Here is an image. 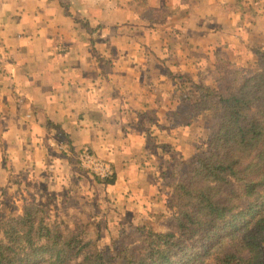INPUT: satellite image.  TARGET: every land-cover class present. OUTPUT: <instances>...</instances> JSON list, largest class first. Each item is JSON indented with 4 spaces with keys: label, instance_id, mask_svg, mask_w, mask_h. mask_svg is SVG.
Instances as JSON below:
<instances>
[{
    "label": "crops",
    "instance_id": "0c3cea01",
    "mask_svg": "<svg viewBox=\"0 0 264 264\" xmlns=\"http://www.w3.org/2000/svg\"><path fill=\"white\" fill-rule=\"evenodd\" d=\"M176 1V11L161 14L164 7L151 0H0V185L8 177L9 190L20 191L38 182L58 199L69 180L72 194L82 190L92 201L98 186L76 158L66 163L46 148L60 134L57 147L67 138L113 167L118 197L159 194L151 189L162 187L158 168L169 142L164 152L160 131L177 106L176 64H198L177 49L201 50L213 38L204 29L209 20L221 26L217 49L227 48L222 29H231V15L251 14L252 22L258 12L252 0ZM239 36L237 48L247 53L264 46Z\"/></svg>",
    "mask_w": 264,
    "mask_h": 264
},
{
    "label": "trees",
    "instance_id": "16d2710c",
    "mask_svg": "<svg viewBox=\"0 0 264 264\" xmlns=\"http://www.w3.org/2000/svg\"><path fill=\"white\" fill-rule=\"evenodd\" d=\"M230 66L221 61L214 85L185 79L188 91L181 88L169 126H161L174 130L201 116L211 120L207 152L188 164V172L177 176L183 161L174 155L158 168L171 188L165 203L175 210L169 231L143 227L137 237L114 242L107 256L87 225L65 234L44 206L25 203L21 215L3 225L0 264H115L114 253L122 264H264V65L247 75L237 69L228 81L222 72Z\"/></svg>",
    "mask_w": 264,
    "mask_h": 264
},
{
    "label": "rangeland",
    "instance_id": "374dc122",
    "mask_svg": "<svg viewBox=\"0 0 264 264\" xmlns=\"http://www.w3.org/2000/svg\"><path fill=\"white\" fill-rule=\"evenodd\" d=\"M134 1L139 2L144 0ZM252 1L254 2V10H257L258 12L264 11V0H261L263 2V7L259 3L260 0ZM151 2H155L159 6L162 5L164 7L157 11L161 14L166 11L174 12L179 7V1L176 0H151ZM200 4L202 8L206 6L205 3ZM146 8H148V6ZM244 9L245 8H243V10ZM253 13L254 16L252 17V22L249 21L251 14L239 13L231 15L232 20L235 18V22L232 24L231 29H222L224 33L222 39L224 40L225 38H228L230 41L227 48H224L223 46L217 49L218 42L220 41L218 38L219 30L217 29L221 28V26L217 25V23H219L218 21L212 22V20H209L206 21V25L204 23V29L209 28L207 29V33L211 34L213 38L203 40L204 46L201 50L194 52V49L196 48L194 46L193 48L180 47L177 49L182 52L186 51L187 57L192 56V59L194 58V63L198 62V64L187 63L185 70L180 63L176 64L181 69L180 72L176 74L177 77H181V79L178 78V95L182 87V94L188 91L185 85V79H190L194 82L203 81L209 85L216 84L219 78H221L218 69L223 60H228L227 62L233 65L235 64L229 68L226 67V70L222 72L223 77L228 81L234 80V76L236 75L235 71L237 69L242 71V75H247L249 72L253 71V68H257L258 66L262 67L264 65V60L259 59V55L261 54V51L264 50V46L252 47V52L249 51V53H247L246 46L237 48V46L242 43L239 35H243V37L246 36L245 40L256 39L257 42H261L262 45H264V13L261 14V18L256 16L257 14L255 11ZM198 36L200 35H196V37ZM237 42L239 44H236ZM236 48L237 51L234 54ZM229 53H232V55L224 56ZM200 60L204 61V66L199 64ZM177 81H175V84H177ZM176 89L177 85L175 86V91ZM199 119L200 120H193L191 126H188L187 128L181 127L172 134H170L167 128L163 130L166 135H163L164 139L162 140V143L167 141V139L169 142V151L168 154H166L168 158H166V160L174 155L172 159L177 158L183 161V164L180 165L177 170L178 177L189 171L188 164L190 162L196 159L197 156L200 157L201 153L207 152L208 137L211 133V120L207 116H201ZM167 120L169 121V118H167ZM54 137L56 138L51 139L52 146L46 148L56 151L62 156H66V163L69 162L71 156L77 160V154L81 148L75 147L69 140H66L65 142H63V140L60 141L59 146L57 147L54 143L56 141L55 139L60 140L63 136L57 134ZM159 141L155 140L157 143H159ZM63 145L69 147L67 151L62 150ZM161 148L165 152L163 149L165 147L163 146ZM72 164L74 165L72 169L77 168L75 162H72ZM88 177L92 178L89 180L93 183L92 185L96 183L98 186V192H94V199H92V201L90 199L87 200L86 197L89 198V196L82 194V190L72 194L71 190L73 189L68 183L69 180H67L65 185V187L69 189V194H67L68 192L64 193L59 190L58 192L60 193L58 199H49L45 196V193L48 192L44 193L38 182L28 184L25 189L20 188L19 191L16 188L9 190L8 177L3 179L0 185V240L2 241L5 239L3 225L6 220L8 218L11 220L21 215L25 203L34 204L36 202H38V205L45 207L48 211L47 214L49 220L55 222L65 234L72 232L76 228L85 229L83 227L87 225L89 233L92 234L91 236L99 245V250L107 256L112 254V251L114 250V242H116L115 244H119L122 241V243H124L127 238L137 237L139 229L143 227L146 229H153L159 233L169 231L170 218L175 215V210L169 208L165 203V198L169 197L171 192V188L167 189L165 181L163 183V180L161 179V189H159V187L157 189L152 187L151 192L159 193L158 195L150 197L145 201H139L135 197V200L132 201L115 195L116 191L114 192L112 190L114 187L112 184L115 173L112 178L104 180L112 182L110 185L111 187L109 188L110 190L108 191H106V188L103 186L105 183H103L102 179L96 178L95 176ZM131 199H133V196ZM4 241L5 240H3V242ZM136 245L137 243H135V246ZM113 256L115 258L113 259L115 264H122L123 260L117 258L116 253H114ZM79 261L80 260H73L71 263L69 262V264H77Z\"/></svg>",
    "mask_w": 264,
    "mask_h": 264
},
{
    "label": "built area",
    "instance_id": "2783aa9c",
    "mask_svg": "<svg viewBox=\"0 0 264 264\" xmlns=\"http://www.w3.org/2000/svg\"><path fill=\"white\" fill-rule=\"evenodd\" d=\"M66 140L64 139L63 142ZM69 147L67 145L62 146V150H66ZM65 151V152H66ZM77 162L79 166L87 172L90 176H95L102 180L110 179L114 176V170L112 166L95 156L88 148H82L77 154Z\"/></svg>",
    "mask_w": 264,
    "mask_h": 264
}]
</instances>
